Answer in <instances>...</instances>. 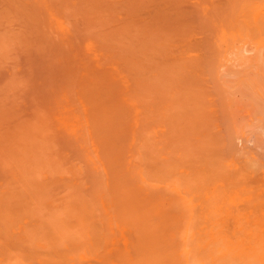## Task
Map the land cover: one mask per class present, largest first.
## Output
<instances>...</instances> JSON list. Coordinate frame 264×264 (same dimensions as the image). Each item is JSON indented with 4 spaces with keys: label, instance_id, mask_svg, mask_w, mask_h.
Masks as SVG:
<instances>
[{
    "label": "bare ground",
    "instance_id": "obj_1",
    "mask_svg": "<svg viewBox=\"0 0 264 264\" xmlns=\"http://www.w3.org/2000/svg\"><path fill=\"white\" fill-rule=\"evenodd\" d=\"M0 5V24L6 20L11 23L15 16L18 22L24 20L17 23L23 26L19 25L18 31L23 32L21 27L32 29V23L37 32L42 30V24L41 27H47L43 34L40 30L43 37L39 33L43 44L49 38L47 31L56 35L55 40L49 39L52 42L47 45L51 48L47 50L46 43H33L35 30L30 33L26 29L24 32L28 30L31 36L23 32L28 37L24 40V35L13 33L15 29L11 28V33L24 37H19L21 44L15 36L16 44L12 39L14 43L6 40L10 28L6 29L7 22H3L6 30L1 28L2 24L0 29L7 35L3 33L5 40L0 37V53L5 51L1 61L5 48L21 47L22 56L33 55L39 61L33 62L30 56L25 57L27 63H37L39 66L34 69L44 70L39 75L43 77L39 80L42 86L56 78L57 88L66 79L73 81L75 88L68 87L73 88L72 92L76 89L73 93L80 102L78 108L72 104L75 108L67 116L69 104L64 100L68 97L61 96L66 91L59 93L64 86L57 93L64 99L61 104L64 102L66 109L57 104L59 97L53 91L56 87L50 84L47 88L51 86V90L40 87V91L43 94L47 90L44 94L51 97L56 93V102L50 104L60 105L55 109L62 107L60 110L67 112L63 119L58 120V113L49 115L53 110L57 112L49 103L43 108H50L49 112L44 111L48 116L42 113L43 106L36 103L43 102L42 96L38 98L40 92L37 100L33 97V103L40 105L39 114L44 117L36 112V104L31 106L32 115L27 114L28 110L24 114L22 108L18 113L16 105L6 111L4 107L0 113V264H264V0H0ZM29 39L33 40L29 43ZM31 43L39 46L32 47ZM30 46L39 57L46 52L44 60L50 54L48 62L42 63L43 59L34 52L29 54ZM52 49L57 53L55 58ZM50 56L55 59H51L52 63ZM46 63L57 64L53 73L56 78L49 77L54 65L50 66L54 70L49 65L46 69ZM34 69L31 67V71ZM49 69L52 72L48 73ZM44 72L48 73L47 79L51 78L47 83ZM32 73L27 74L28 78L37 77ZM25 77L19 78L23 81ZM7 84V89L13 85ZM35 84L23 89L39 90L40 84ZM17 91L15 88V94ZM15 98L18 99L14 96L13 101ZM20 114L30 117L28 122H22L25 117ZM46 116H51L47 123ZM32 117L35 120L31 124ZM52 120L56 121L51 123ZM34 122L36 127L41 126L36 128ZM26 123L29 129L25 128ZM45 123L57 124L55 127L62 132L60 137L67 133L61 139L71 141L70 144L65 140L63 144L71 145L67 147L74 149L69 151L75 153L77 160L79 150L86 149L88 162L84 161L86 154L80 162H86L85 170L90 173L92 169V179L96 175L98 180L95 177L94 183L88 182L87 176V183L80 182L86 174L80 169L72 168L80 172V181L78 173L76 177L75 172H69L71 177L67 174V167L71 169V165L80 162L70 152L71 165L66 164L68 159L64 163L63 158L70 155L66 145L65 156L59 155L64 151L60 152V148L54 154L65 165L53 161V154L47 157V163L55 162L61 170L54 168V163L52 168L44 165L38 169L46 150L55 153L54 143L58 145V131L52 127L56 136L51 131L48 137L44 129L50 127ZM38 133L41 135L37 136ZM28 134L36 135V139L28 138ZM40 136L49 143L48 149L42 143L46 147L43 150ZM29 140L35 146L40 144L43 152L36 154L40 146L35 147ZM38 155L43 158L37 160ZM76 164L74 168H79ZM42 167L48 173L42 172ZM37 169L39 176L34 171ZM62 169L67 170L66 178ZM57 178L68 180L69 183L59 182L64 189L55 188ZM76 180L81 188L85 184L84 191H88L79 189L80 199L96 198V205L94 200L86 204L80 199L82 204H77L80 196L75 192ZM41 181L44 183L39 188ZM49 183L52 185L47 188ZM87 184L96 186L92 189L94 195L89 197L92 190ZM52 187L55 193L50 190ZM67 187L72 194L66 191ZM88 203L93 204L91 209ZM86 208L92 210L86 211L87 215L83 213ZM79 211H83L82 215ZM72 215H76L74 221ZM92 217L97 219H92L93 224L89 223ZM103 223L108 232L98 234L97 229H106L101 227Z\"/></svg>",
    "mask_w": 264,
    "mask_h": 264
},
{
    "label": "rangeland",
    "instance_id": "obj_2",
    "mask_svg": "<svg viewBox=\"0 0 264 264\" xmlns=\"http://www.w3.org/2000/svg\"><path fill=\"white\" fill-rule=\"evenodd\" d=\"M0 6H1V5H0ZM1 8H2V7H1ZM2 9H3V8H2ZM2 9H0V11H2ZM0 14H1V13H0ZM12 16H13V15H12ZM12 16H11V18H12ZM0 17H1V15H0ZM16 17H17V16H15V20H13L14 18L12 19V22H11V19H10V22H11V23H9V21L7 22V20H6V21H3V22H7V23H6L7 25L4 23V24L7 26L6 29L10 28V30L8 29V30L6 31V33H8V32L10 31V32L8 33V37L6 38V40H7V41H11L10 39H12V41H15V43L17 42V40H16L17 37H18V40H19V37H21V36L19 35L20 33H21V35L23 36L24 34L27 35V33L30 32V30H32V29L35 30V26H34V28H33L32 23H31L29 26H31L32 29H29L30 27H29V28H26V29L29 30V31L27 30L28 32L26 31L27 33L24 32L26 29H24V28L22 29L23 26L20 25V24H19V25L22 26V27H21V30H23L24 34H23L22 31H18V30H20V27H19V25H18L17 23H20V21H22V20H20V21L18 22V20H16ZM9 18H10V17H9ZM19 18H20V17H18V19H19ZM1 19H2V18H1ZM1 19H0V20H1ZM3 20H5V19H3ZM25 20H27V19L25 18ZM1 21H2V20H1ZM23 21H24V20H23ZM23 21H22V23H23ZM34 21H35V19H34ZM3 22L1 23L2 25H1V24H0V25H1V28L3 27V29H5ZM13 22L15 23V25H14ZM27 22H28V24H29V22H31V19H30V21L28 20ZM32 22H33V21H32ZM22 23H21V24H22ZM25 23H26V21H25ZM35 23H37V22H35ZM11 24H12V26H9V25H11ZM28 24H25V25L27 26ZM37 24H38V23H37ZM39 24H40V23H39ZM25 25H24V26H25ZM33 25H34V22H33ZM41 25H42V24H40L39 28H42V30L44 29V27H45V29L47 28L46 26L41 27ZM43 25H44V24H43ZM13 26H15V28H13ZM37 26H38V25H37ZM17 27H19V29H18ZM27 27H28V26H27ZM11 28H12V30H13V29L16 30V31L13 30V33H15V32L17 33V32H18L19 34H17V36H16V35H14L13 33H11V31H12ZM6 29H5V30H6ZM36 29H38V28L36 27ZM0 30H1V31H0L1 33H0V34L3 35V33H5V31H3L2 29H0ZM38 30H39V32H38ZM38 30H37V32H36V30H35V33H34V31H32V32H33L32 37H33V39L35 40V41H33V43L37 42V43H39V45H40L41 40H40L39 37L42 36V34H43L44 32H43L41 29H38ZM40 30H41L42 34H41ZM32 32H30V33H32ZM49 32L52 33V31H50V30L47 31V35L49 36L48 41H50V40H52V39L55 40V39H56V38H55V37H56L55 33L53 32L52 34H50ZM6 33H5V35H7ZM30 33H28V35H29ZM39 33H40L41 35H40ZM45 33H46V32H45ZM12 34H13L14 36H13ZM34 34H35V35H34ZM37 34H38V36H37ZM2 35H1L0 37H3V39H4L6 36H4V35L2 36ZM9 35H10V36H9ZM11 35H12V36H11ZM39 35H40V36H39ZM15 36H16V37H15ZM30 36H31V35H29V37H30ZM34 36H36V37H38V38L36 39V37H34ZM48 36H47V37H48ZM51 36H52V37H51ZM54 36H55V37H54ZM14 37H15L16 39H14ZM24 37H25V35H24ZM24 37H21V38H24ZM32 37H31V38H32ZM42 37H43V36H42ZM47 37H46V34H45V37H44V38H47ZM26 38H28V37L26 36V37L24 38V40H25ZM44 38H43V41H42V42H45V41H46V40L44 41ZM8 39H9V40H8ZM13 39H14V40H13ZM33 39H29V40H28L29 43H30V40L32 41ZM38 39H39V41H38ZM49 39H50V40H49ZM4 40H5V39H4ZM4 40H3V42H5ZM26 40H27V39H26ZM7 41H6V42H7ZM12 41H11V42H12ZM22 41H23V40H22ZM48 41L45 42L46 44L44 43L46 46H45L43 43H41V44L44 45L45 48H47V50H48V48H49V46L47 45V44H49ZM1 42H2V41H1ZM11 42H9V43H11ZM19 42L21 43L20 40H19ZM51 42H52V41H50V43H51ZM56 42H57V41H56ZM56 42H55V44H56ZM12 43H14V42H12ZM17 43H18V42H17ZM17 43H16V44H17ZM22 43H23V42H22ZM22 43H21V44H22ZM25 43H26V41H25ZM25 43H24V44H25ZM29 43H28V45H30ZM33 43H31V44L33 45L32 47L39 46L37 43H36L37 45H35V44H33ZM2 44H5V43H2ZM16 44H14V45H16ZM24 44H23V45H24ZM55 44H54V45H55ZM0 45H1V44H0ZM9 45H10V44H9ZM9 45H8V46H9ZM25 45L27 46V43H26ZM43 45H42V46H43ZM49 45H50V44H49ZM51 45H52V44H51ZM3 46H4V45H3ZM6 46H7V45H6ZM8 46H7V48H8ZM11 46H12V45H10V47H9L10 49H11ZM19 46H20V44H19ZM40 46H41V45H40ZM47 46H48V47H47ZM12 47H13V49H12L13 52H12L11 54H10L11 51L9 50V48H8V49L5 48V50H6V54H5V55H6L7 57H5V55H4V60L6 59V60H7L6 62H5L4 60L1 61V59H2L1 57H3V56L1 55V53H2V52H5V51L3 50V51L0 53V55H1V56H0V58H1L0 61L5 63V64H4V63L2 64V63L0 62V63L2 64V65L0 64V67L2 66L3 69H4V70H3L2 67L0 68V83H1V84H0V86H1L0 88H2V89H0V91H1V92H0V97L2 96L1 98H3V96H4L5 99H6V101H7V102H6L5 99H2V100H1V98H0V113L2 112V110H3L4 107H5V110H4V111H6V109H8V107H10L11 105H13V106L10 108V110L16 105V107L19 109V110H18V113H20V112H19V111L21 110L20 108H22V110H24V114L27 113V112H26L27 110H28V113H27V114L34 113L33 110L35 109V107H33V110H32L33 112H31V110H30V109H32L31 106H32V105L35 106L34 104H36V103L38 104V102H39V104H40L41 106H43V107H41V109H42V111H43V108H45L44 106L47 105L48 103L50 104L51 102H52V104H53V101H54V102L57 101V102H58L57 104L62 105V104H61V101L64 100V99L62 100V98H60L62 95H66V97H68L67 99L64 100V102L67 101L66 104H69V105H66V107L68 106V108H69V107H70V103H71L70 110H69L68 108H67V109H68V110H67L66 107H65V103L62 102V103L64 104V105H62L63 108H65V109H66L65 111L68 112V113L66 112V113H67V116H68V114H69V115L71 114V113H69V111L74 110L75 107H76V108L79 107V106L77 105V103H79V105H80V102L77 101L78 98H77V96H75L76 93H75V94L73 93V92H76V89H75V91L72 92L73 88H75V86H74V87L72 86V85H74V84H73V83H74L73 81H70V82H69L67 79H66L67 81L64 79L67 83H65V81H63L64 83L62 82V84H61V82L59 81L60 84L58 83V85H61V86H58L59 88H57V83L55 84V82H57V80H56L57 78H56V75L53 74V73H55V71H56V68H55V67H56L57 64L55 65V63H54V64H50V65H49V63H48V64L46 63V67H45L46 69H47V66H48V65H49L48 68H50L51 70H54V69H55L53 72L50 71V69L48 70V73H49V72H52V73H49V74L51 75V76H49V77L53 78V76L55 75L54 78H56V79H53L52 82H51V80L49 81L50 83L48 82V80L51 79V78H48V79L46 78V76L48 75V73H45L46 71H45L44 73H42L43 76L46 74V75L44 76V78H46L47 81H46L45 79H43V80L46 81L45 83L48 82V83H47V86H49L50 84H52V87H56V89L54 88L55 90H53V91H56V93L58 92L57 90H59L60 88H62V86H64L63 89H60V90H59V93L61 94V92L66 91V94H65V93L63 94V93H62L61 96H60V94L57 93L56 98H57V97H59V98H57V100H56V98H54V97H55V94H56L55 92H54V93H55L54 95L52 94L54 97H53V96L51 97V96H50L51 94H50V95L48 94L49 97H48L46 94H44L45 91H47V90H44V89H48V88H49V89L51 90L52 87L50 86L51 88H50V87L47 88V86H42V85H43L42 80L39 81L40 78H43L42 76L39 77V75H40L41 71H42V72L44 71V70H40V69L37 68V67L39 66V65H37V63H38L39 61H37L35 58H33V57H34L33 55H29V56L26 57V55H28V54H25V57H26L27 59H28V57L30 58V56H31V57L33 56V57H32L33 60H32V58H31V60H32L33 62H35V60L37 61V63H34L35 65H37V67H36L37 70H35V69H34V68H35V65L33 66L32 61H31V62L29 61L30 64L32 63V65H30L29 63H27V62H28L27 59H26L24 56H22V53L20 52V50L22 51V48H21V47H20L21 49H20L19 47L14 48L15 46H12ZM22 47H23V46H22ZM27 47H28V46H27ZM2 48H4V47H2ZM17 48H19V50H18ZM25 48H26V47H25ZM25 48L23 49L24 52H25V50L27 49V48H26V49H25ZM35 48H36V47H35ZM50 48H51V47H50ZM50 48H49V49H50ZM52 48H54L53 45H52ZM43 49H44V48H43ZM54 49H55V48H54ZM54 49H52L51 51H52V53H53L52 56L55 58V56L57 55V53L54 52ZM1 50H2V49L0 48V51H1ZM15 50H16V51H15ZM17 50H18L19 52H18ZM31 50H32V49H31V46H30L29 54H30L31 52H34V49H33L32 51H31ZM39 50H40V49H39ZM9 51H10V52H9ZM41 51H44V50H40L39 52H41ZM45 51H46V50H45ZM22 52H23V51H22ZM26 52H28V50H27ZM35 52H36V51H35ZM35 52H34V53H35ZM39 52H38V53H39ZM48 52H49V51H48ZM20 53H21V54H20ZM34 53H32V54H34ZM36 53H37V52H36ZM36 53H35L34 55H35V56L38 55V57H39V54H36ZM43 53H46V52H43ZM43 53L40 54L41 57H39V59H43L42 63H44V62H46V61L48 62V60H47V56H49L50 54L47 55V56L45 57V60H46V61H45V60H44V56H45L46 54L44 55ZM49 53H50V52H49ZM54 53L56 54L55 56H54ZM3 54H4V53H3ZM9 54L11 55L10 58H9ZM12 54H14L13 57H12ZM18 54H19V55H18ZM23 54H24V53H23ZM43 55H44V56H43ZM42 56H43V57H42ZM52 56H50L51 58H49V60L54 59V58H52ZM17 57H18V58H17ZM38 57H36V58L38 59ZM23 58H25L26 61H24ZM10 59H11V60H10ZM8 60H10V61H12V62H9ZM18 60H19V61H18ZM29 60H30V59H29ZM54 60H55V59H54ZM23 61H24V62H23ZM40 61H41V60H40ZM56 61H57V59H56ZM56 61H54V62H56ZM7 62H8V63H7ZM22 62H23V63H22ZM6 63H7V64H6ZM17 63H18V64H17ZM40 63H41V62H40ZM51 63H52V60H51ZM8 64H9V65H8ZM10 64H11V65H10ZM21 64H22V65H21ZM25 64H26V65H25ZM3 65L6 66V67H8V68L4 67ZM12 65H13V67H12ZM29 65H30V66H29ZM40 65H41V64H40ZM51 65H54V69H53V67H52V68L50 67ZM23 66H24V67H23ZM28 66L30 67V69L28 68ZM42 66L44 67V64H43ZM59 66H60V65H59ZM61 66H62V68H63V65H61ZM61 66H60V68H61ZM64 66H65V65H64ZM31 67H33V69L35 70V72H34V70L31 71ZM57 67H58V66H57ZM23 68H24L25 70H24ZM26 68H27V69H26ZM41 68H42V67H41ZM60 68H57V69L61 71ZM6 69H7V70H6ZM13 69H14V70H13ZM15 69H16V70H15ZM18 69H19V71H17ZM43 69H44V68H43ZM46 69H45V70H46ZM38 70H40V71H39V74H38ZM1 71H2V72H1ZM4 71H5V72L7 71L8 74L5 73ZM14 71H15V72H18V73H14L15 75H13L11 72H14ZM21 71H24V72H23V75H22ZM26 71H27V72H26ZM60 71H59V72H60ZM62 71H63V70H62ZM3 72H4V73H3ZM30 72H31V73L34 72V73H35V76H37V77H35L34 79H32V78L34 77V75H32V78H31V77H30V76H31V73H30ZM57 72H58V71H57ZM57 72H56V74H59V73H57ZM24 73H25V75H24ZM29 73H30V74H29ZM34 73H32V74H34ZM60 73H61V72H60ZM16 74H17V75H16ZM19 74H21V75H19ZM27 74L30 75V76H29L30 78H28ZM36 74H38V75H36ZM42 74H41V75H42ZM8 75H9V76H8ZM11 75H13V78H11ZM15 76H16V78H15ZM18 76H19L20 78H21V77L24 78V77L26 76L25 79L27 78V81L24 82L25 79H23V81L20 80V78H19ZM7 77H8V79L10 78L9 81H8ZM38 77H39V78H38ZM57 77H58V75H57ZM22 78H21V79H22ZM12 79H13V80H12ZM16 79H17V80H20V84H21V85H20L19 83H17V80H16ZM36 79H37V80H36ZM2 80H3V81H2ZM4 80H6V81H4ZM14 80H16L15 83L18 84V85H15ZM28 80H30L32 83L30 82V84H29ZM69 80H70V79H69ZM21 81H22V82H21ZM36 81L38 82V83H36V84H38V85H39V84H40V85L42 84V85H41V86L39 85V87L37 88V89H39V90L33 89V91H34V95L31 96V92L33 93V91L28 92V91H29V88L26 87L25 90H24L23 88H25V86H29V87H30V85L33 84V82H34V84H35ZM61 81H62V80H61ZM12 82H13V83H12ZM26 82H28V84H27ZM41 82H42V83H41ZM71 82H72V83H71ZM2 83H3V84H2ZM5 83H6V85H8L7 83H11V85L13 84V85H14V89L11 88L13 85L11 86L10 84H9V85L11 86V87H9L10 89H7L8 86H7V87H4V86H6ZM23 83H24L25 85H24ZM45 83H44V84H45ZM69 83H71V84H69ZM22 84H23L24 87L22 86ZM36 84H35V86H37ZM67 84H69V85H67ZM19 85H20L21 87H20ZM54 85H56V86H54ZM18 86H19L20 88H19ZM32 86H33V85H32ZM68 86H72V87H73V88L71 87L72 90H71ZM3 87H4V88H3ZM40 87H43V88H44V89H42V90H44V93H43V94H42V92L40 91ZM5 88H6V89H5ZM15 88H16V91H17V90L19 91V93H18V91L16 92L17 95H16L15 92H14V91H15ZM17 88H18V89H17ZM21 88H22L23 90H22ZM30 88H31V87H30ZM32 88H33V87H32ZM34 88H35V87H34ZM67 88H68V89H67ZM3 89H4V90H3ZM12 89L14 90L13 93H12ZM19 89H20V90H19ZM27 89H28V90H27ZM49 89H48V90H49ZM2 90L5 91V93H4ZM6 90H7V91H6ZM9 90H10V91H9ZM35 90H36L37 92H36ZM68 90H69V91H68ZM20 91H21V92H20ZM10 92H11V95H12V96L10 95ZM38 92H40V96H39V93H38ZM49 92H50V91H49ZM70 92L73 93L72 98H70V97H71ZM2 93H4V94H2ZM7 93H8V94H7ZM27 93H30V94H27ZM36 93H38V94H36ZM72 93H71V94H72ZM1 94H2V95H1ZM58 94H59V96H58ZM7 95H10V97L7 96ZM36 95H37V97L39 96L38 98H40V97L42 96L41 98H43V102H44V100H45V102H47V103H46V104H45V103L43 104V102H40L41 100H38L37 102L35 101L36 103H33V101H34V100H33V97L35 96V99H36V98H37ZM43 95H44V96H43ZM14 96H15V97H18V99L15 98L16 101H13V100H14ZM23 96H24L25 98H26V97H27V98L25 99ZM45 96H46V97H45ZM74 96H75V97H74ZM6 97H7L8 99H7ZM11 97H12V98H11ZM44 97H45V99H44ZM47 97H48L50 100H52V101H49V99H48ZM62 97H63V98H66L65 96H62ZM28 98H29V99H28ZM51 98H54V99H51ZM9 99H12L13 103H12L11 100L9 101ZM19 99H22L23 101L20 100V102H19V104H18V103H16V102H18ZM58 99H59L60 103H59ZM60 99H61V100H60ZM73 99H75L76 102H75V100H73ZM17 100H18V101H17ZM27 100H28V101H27ZM29 100H30V101H29ZM36 100H37V99H36ZM55 100H56V101H55ZM71 100H73V102H72ZM70 101H71V102H70ZM3 102H4V103H3ZM5 102H6V104H5ZM2 103H3V105H2ZM8 103H10V104H8ZM14 103H16V104H14ZM25 103H27V104H25ZM17 104H18L19 107L17 106ZM28 104H29V105H28ZM37 104H36V107L38 106ZM54 104L56 105V103H54ZM72 104H73V105H76V106L74 107ZM40 105H39L38 108H37L38 111H36L38 114H39V108H40ZM60 105H56V106H57V107L55 106L56 109H57ZM29 106H30V107H29ZM50 106H51V104L49 105V107H50ZM16 107H14V108H16ZM46 107H47V106H46ZM55 107H54V105H53V107L51 106V109H52V108L55 109ZM72 107H74V108H72ZM60 108H62V107H60ZM60 108H59V110H58L59 112L62 111V110H60ZM41 109H40V112H41ZM47 109H48V107H47ZM49 109H50V108H49ZM49 109L46 110V111L49 112V111H50ZM56 109H55V111H57ZM8 110H9V109H8ZM16 110H17V109H15L14 111H16ZM25 110H26V111H25ZM63 110H64V109H63ZM14 111H13V112H14ZM44 111H45V110H44ZM44 111L42 112L43 114H45ZM46 111H45V112H46ZM53 111H54V110H53ZM53 111H52V113L49 112V115L51 114V116H52V114H56V113H58V115H57V116H58V117H57L58 120H60V118H62V117L64 118V117L66 116V115H65L66 113H64L65 111H62L63 114H64V116H62L63 114H62V115L59 114L58 111H57V112H54V113H53ZM8 112H9V111H8ZM22 112H23V111H22ZM22 112H21V113H22ZM62 112H61V113H62ZM14 113H15V112H14ZM18 113H17V114H18ZM42 113H41V115H40V114H39V115H40V116H43ZM27 114H26V115H27ZM35 114H36V113H35ZM47 114H48V113H46L45 115H47ZM13 115H14V114H13ZM20 115H22V117H23V116L25 117V115H23V114H20ZM30 115H32V114H30ZM33 115H34V114H33ZM7 116H8V115H7ZM14 116H16V115H14ZM14 116H13V117H14ZM40 116H39V117H40ZM47 116H48V115H47ZM47 116H46L44 119L48 118ZM51 116H49L50 119H51ZM60 116H61V117H60ZM9 117H10V115H9ZM17 117H20L19 114L16 116V118H17ZM22 117H21V118H22ZM33 117H35V115H34ZM33 117H32V120L30 119V120H31V124H32V121H34V120L36 119V117H35V119L33 120ZM43 117H44V116H43ZM53 117H54V115H53ZM29 118H30V117H29ZM29 118H27V117H25V119L22 118V122H23V121L26 122ZM49 118L46 119V121H45V120H44V121L47 123V120L50 121ZM63 118H62V119H63ZM17 119H18V118H17ZM17 119H14V118H13V120H16V121H17ZM39 119H40V118H39ZM41 119H42V117H41ZM41 119H40V120H41ZM52 119H53V118H52ZM11 120H12V117H11ZM20 120H21V119H20ZM20 120H19V121H20ZM52 121H53V120H52ZM52 121H51V123H54V121H56V120H54L53 122H52ZM10 122H11V124H12V123H14L15 121H13V122L10 121ZM27 122H28V121H27ZM38 122H39V121H38ZM41 122H42V121H41ZM57 122H58V121H57ZM57 122H56V123H57ZM29 123H30V122H29ZM29 123H28V124H29ZM46 123H45V124H46ZM51 123H49V124H51ZM15 124H16V122H15ZM34 124H35V122L33 123V126L36 127V125H34ZM49 124H48V125H49ZM57 124H58V123H57ZM57 124H55V125H57ZM37 125H39V124L37 123ZM46 125H47V124H46ZM48 125H47V128L50 127V130H49V129H44V128H45L44 126H43L42 129L47 130L48 133H49V132L51 133V131L53 130V128L55 127V125H54V126H53V125L48 126ZM59 125H61V121H60ZM24 126H25V124H24ZM40 126H41V125H39V126H37V127H40ZM10 127H11V126H10ZM27 127H28V126H27V123H26V127H25V128H27ZM37 127H36V128H37ZM52 127H53V128H52ZM11 128H12V127H11ZM36 128H35V129H36ZM51 128H52V129H51ZM55 128H56L57 131L59 130V129H57V128H59L58 126L55 127ZM28 129H29V127H28ZM31 130H33V127H32ZM38 130H39V128H38ZM38 130H36V131H38ZM48 130H49V131H48ZM54 130H55V129H54ZM56 130H55V132L57 133ZM28 131L30 132V130H28ZM60 131H61V130H60ZM60 131H58L57 136H56V134L52 131L53 134H54V136H53V135H52V136H53V137L56 136L55 139H56V141H58V145H57V142L54 143L55 140H54V142H52L53 140L51 141L52 143H54L55 146H57V147H53V148H55V151H54L55 153H53V151L51 152V150H46L47 152L45 151V152H46V154H44L45 156L42 155V154H43L42 152H43L44 149H46V147H47V149H48V145H49V143H48V142H45L46 140L42 139V137L46 136V135H47V132L44 131V132H46V134L44 135V132H43L42 137L40 136L41 138H40V137H37V138H40V140H38V141H40L41 144L44 143V144L46 145V147H44L45 145L42 144V146L44 147L43 150L41 149V145H40V144H39V145H36L37 147L40 146V149H39V150H36V149L34 148L35 143L32 142L33 140H32V141L29 140V142H31V144L34 143V144H33L34 146H33V145H31V146H32V149H35V150L37 151L36 154H38V151H42V152H40V153H42L41 155L44 157V160H43V163H44V164L39 162V163H40V166H38L39 164H37L38 169L41 168V166H44V165H45L44 167H46V165H47L49 168H52V166L55 165L54 168L57 167V170H58V171L61 170V168H59V167H60L59 165H60V164L62 165L63 163H59V160L61 161L62 158L60 159V158L58 157V155H56V156L59 158V160H58V158H56V157L54 156V154H56V151H57V154L59 153V148H60V152H61V149L64 150L65 147L68 149L67 146H69V147L71 148V145H66L67 143H70V144H71V141H68V140L65 139L67 143H66V144H63V143H65V142H64L65 140L62 141V139H63L64 135L67 134V133L63 134V136L60 137V135H61L60 133H62V132H60ZM31 132H32V131H31ZM31 132H30V133H31ZM34 132H35V131H34ZM59 132H60V133H59ZM64 132H65V131H64ZM64 132H63V133H64ZM27 133H28V132H27ZM41 133H42V131H41ZM50 133H49L48 137L51 136L52 133H51V134H50ZM32 134L34 135V133H32ZM59 134H60V135H59ZM28 135L30 136V134H28ZM33 135H31V136H33ZM38 135H41V134L38 133L37 136H38ZM43 135H44V136H43ZM31 136L28 137V138H31ZM67 136H68V135H67ZM46 137H47V136H46ZM65 137H66V135H65ZM68 137H69V136H68ZM68 137H67V139H68ZM33 138H34V140H35V139H36V135L33 136ZM61 138H62V139H61ZM31 139H32V138H31ZM41 139H42V141H41ZM45 139H46V138H45ZM47 139H48V138H47ZM51 139H52V138H51ZM57 139H58V140H57ZM70 139H71V138H70ZM43 140H44V141H43ZM36 142H37V141H36ZM73 142L75 143V141H73ZM74 143H73L72 146L76 147V146H75L76 144H74ZM37 144H38V143H37ZM54 145H53V146H54ZM65 145H66V146H65ZM36 146H35V147H36ZM58 146H60V147H58ZM64 146H65V147H64ZM49 147H50V146H49ZM51 147H52V146H51ZM53 148H51V149L54 150ZM72 148H73V147H72ZM37 149H38V148H37ZM67 149H65L66 152H65V150H64V151L61 152L59 155L61 156V154H62L63 156H65V154H66L69 150H72V149H68V151H67ZM73 150H74V149H73ZM73 150H72V151H73ZM76 150H78V147H77V149H75V151H76ZM72 151H69V154H70V155H69L68 157L66 156L67 158H66V157L63 158V159H64V163H65V160L68 159V160H67L68 163H67V161H66V164H70V165H71L70 156H72V155H71L70 152H72ZM83 151H84L85 153H84ZM34 152H35V151H34ZM45 152H44V153H45ZM50 152H51V154H50ZM64 152H65V154H64ZM77 152H78V151H77ZM77 152H76V153H77ZM79 152L81 153V154H80V157H78L79 162H80V158H81V156H83V154H86V155H85L86 157L84 156V159L86 158L84 161H87V152H86V149H85V148H82L81 151L79 150ZM40 153H39V154H40ZM47 153H48V154H47ZM72 153H74V152H72ZM52 154H53V155H52ZM41 155H38L37 160H38V158H39ZM48 155H49V157H51V155H52L51 158L53 159V161H54V159H56V160L58 161L59 165L56 166V163L53 162V163H54V164H53L52 161H51V163H47V162H49V160H47ZM67 155H68V154H67ZM74 155H75V153L73 154V156H74ZM76 155H79V154L77 153ZM42 156H41V158H39V160H41V159L43 158ZM53 156H54V157H53ZM73 156H72V157H73ZM61 157H62V156H61ZM74 157H75V156H74ZM51 158H50V159H51ZM52 159H51V160H52ZM75 159L77 160V156L75 157ZM69 160H70V162H69ZM72 160H74V159H72ZM76 160H75V161H76ZM78 160H77V163H78ZM81 160H82V158H81ZM75 161H74V162H75ZM41 162H42V161H41ZM87 162H88V161H87ZM37 163H38V162H37ZM81 163H83V162L81 161L80 164H81ZM42 164H43V165H42ZM49 164H50V165L53 164V165L50 166ZM75 164H76V162H75ZM75 164L71 165V169H72V168H73V169H78V170L80 169L79 171L83 170L82 172L88 174V175L85 174V177H83L84 180H82V176L79 174L80 172H78V170H73V169H72V171H69V170H71L70 167H69V168L67 167L68 172H67L66 169H65L64 171H63V169H62V171H63V173H62V171H61L62 175H64V173H66V172H67V174L69 175V172H70V173H72L73 175L76 173V174H75V177H76V175H77V173H78L77 177L81 176V178H78V181H80V179H81L82 181H80V182H83V183H87L86 181H87L88 179H86V178H88V177H89L88 182H91V183H94V182H92V181H93V179H94L95 177H96V179L98 180V176H96V175H94V178L92 179L93 176L91 177V174H90L91 172H93L92 169H91V172H90V173H88V172L90 171L89 169H87L88 172H87V170H85V167H87V166H86V162L84 163L85 165L83 164L85 167H84L82 164H81V166H80V164L78 163V164H79V168H78V167H77V168H74ZM78 164H76V165L78 166ZM63 165H65V164H63ZM66 166H67V165H66ZM68 166H69V165H68ZM72 166H73V167H72ZM90 166H91V165H90ZM44 167H42V170H44V171L41 170L42 172H46V168H44ZM81 167H82V169H81ZM49 168H48V169H49ZM58 168H59V169H58ZM63 168H65V166H64ZM89 168H90V167H89ZM38 169H37V170H34V171H35V174H37L36 176H39V175H40L39 173H37V172H38ZM39 170H40V169H39ZM52 170H53V169H52ZM52 170H50V172H51ZM54 170H55V169H54ZM41 171H40V172H41ZM48 171H49V170H48ZM65 171H66V172H65ZM53 172H54L55 175L58 174V172H56V173H55V171H53ZM53 172H52V173H53ZM74 172H75V173H74ZM82 172H81V173H82ZM46 173H48V172H46ZM52 173H51V174H52ZM84 173H83V174H84ZM54 174H53V175H54ZM59 174H60V172H59ZM59 174H58V176L61 177L62 175H59ZM72 174H71V175H72ZM41 175H42V173H41ZM49 175H50V174H49ZM69 176H70V175H69ZM69 176H68V177H69ZM83 176H84V175H83ZM87 176H88V177H87ZM63 177L66 178L65 175H64ZM68 177H67V178H68ZM70 177H71V176H70ZM51 178L54 179L52 175H51ZM73 178H74V177H73ZM55 179H56V178H55ZM58 179H59V178H57V182H58V183H56V184H58V186L55 184V185H56L55 188H56V187L59 188V186H60V188L64 189V187H61V185H59V182L62 180V178H60V179H61L60 181H58ZM63 179H64V178H63ZM64 180H65V179H64ZM64 180H62V181H64ZM71 180H72V178H70V181H71ZM97 180H96V181H97ZM49 181L51 182V180H49ZM65 181H66V180H65ZM65 181H64V182H65ZM78 181L76 180V182H78ZM52 182H53V181H52ZM54 182H56V180H55ZM66 182H68V180H67ZM80 182H78L79 184L77 183L78 191H76V190L74 189L75 192H78L77 195L79 194V192H81V191H79V189L82 190V188H83L84 185H85V184H84V185L81 184V185L83 186V187L81 188V187L79 186V185H80ZM42 183H44V181H41V182H40V185L38 186L39 188H40L41 186H43ZM68 183H69V182H68ZM45 184L47 185V183H45ZM75 184H76V183H75ZM89 184H90V183H89ZM89 184H87L88 187H90ZM49 185H50V183H49ZM51 185H52V184H51ZM51 185L48 186L47 188L51 187ZM63 185H65V187H66V184H63ZM70 185H72V184H70ZM70 185L68 184V187H69ZM92 185H93V184H92ZM93 186H95V184H94ZM44 187H45V185H44ZM53 187H54V186H53ZM53 187H52V189H50V190L53 191ZM68 187L65 188L66 191L69 190ZM70 187L73 188L74 186H70ZM75 187H76V185H75ZM75 187H74V188H75ZM77 187H76V188H77ZM79 187H80V188H79ZM88 187H87V188H88ZM95 187H96V186H95ZM95 187H90L89 189L92 190V189H95ZM57 188H56V189H57ZM71 188H70V189H71ZM84 188H85V187H84ZM84 188H83V191L85 190ZM41 189H44V188H41ZM45 189H46V187H45ZM62 189H61L60 191H62V192L64 191V193H65L66 191H65V190H62ZM50 190H48V192H49ZM54 190H55V189H54ZM57 190H59V189H57ZM57 190H56V191H57ZM44 191H45V190H44ZM52 191H51V193H52ZM70 191H71V190H69L68 192H70ZM83 191H82V194H83L84 192H86V191H84V192H83ZM53 192H54V191H53ZM72 192H73V191H72ZM87 192H88V191H87ZM87 192H86V193H87ZM90 192H91V193H92V192L94 193V190H92V191L89 190V193H90ZM54 193H55V192H54ZM56 193H57V192H56ZM59 193H60V192H59ZM70 193H71V192H70ZM91 193H90V194H91ZM93 193H92L91 195L88 194V197L94 195ZM71 194H72V193H71ZM73 194H75V193H73ZM82 194H81V195H82ZM77 195H75V198H77ZM84 195L86 196L85 193H84ZM72 196H73V195H72ZM78 196H80V195H78ZM83 197H84V196L82 195V198H83ZM93 197H94V196H93ZM80 198H81V196L78 197V203H77V204H79V201H80V200H81L82 202H83V201H86V200H85L86 197L84 198V200H82V199H80ZM79 199H80V200H79ZM89 199H92V197H90ZM89 199H88V201H86V204H87V202H93V200L96 201V198H95V199L93 198L91 201H89ZM75 200L77 201V199H75ZM81 201H80V203H81ZM96 203H98V202L96 201V202H95V205H96ZM81 204H82V203H81ZM81 204H80V205H81ZM84 204H85V203H84ZM90 204H91V203H88V206H89ZM97 205H98V204H97ZM82 206H84V205H82ZM90 206H91V205H90ZM76 207L78 208V206H76ZM76 207H75V208H76ZM86 207H87V205H86ZM92 207H93V204H92V206L90 207V209H91ZM98 207H100V208H98V210H100V209H101V206L99 205ZM79 208H80V207H79ZM79 208H78V209H79ZM81 208H82V207H81ZM83 208L85 209V207H83ZM88 208H89V207H88ZM73 209H74V208H73ZM78 209H77V211H78ZM84 209H83V211H84ZM90 209H89L88 211H92V210H90ZM93 209H95V206H94ZM80 210H82V209H80ZM96 210H97V209H96ZM96 210H95V211H96ZM83 211H82V212H83ZM86 211H87V208H86L85 212H83V213H86ZM88 211H87V213H88ZM95 211H94V212H95ZM100 211H101V210H100ZM100 211H99V212H100ZM74 212H76V209H75V211H73V213H74ZM79 212H80V211H79ZM82 212H80L81 215H82ZM94 212H93V213H94ZM96 212H97V211H96ZM87 213H86L85 215H87ZM91 213H92V212H91ZM93 213L90 214V215L93 216ZM100 213L102 214L103 212H100ZM77 214H78V216H81V215H79V213H77ZM98 215H99V213H98ZM102 215H104V214H102ZM72 216H73V215H72ZM74 216H76V215H74ZM74 216L72 217L71 220H73V218H74V220H75L76 217H74ZM96 216H97V214H96ZM100 216H101V215H99V218L102 219L103 216H102V217H100ZM97 217H98V216H97ZM95 218H96V217H95ZM89 219H91V221H89V223H90V222L92 223L93 220H97V219H94L93 217H92V218H89ZM92 219H93V220H92ZM101 219H100V220H101ZM74 220H73V221H74ZM98 220H99V219H98ZM72 223H73V222H72ZM75 223H76V222H75ZM98 223H99V222H97V224H98ZM105 223H106V222H105ZM105 223H103L104 225L101 224V227H102V226L104 227V226H105ZM92 224H93V223H92ZM98 225L100 226V224H98ZM106 226H107V225H106ZM106 226H105V228H106ZM97 227H98V226H97ZM97 227H95V228H97ZM101 227H100V230H102ZM97 230H98V231H96V232H98V234H103V233H107V232H108V229H107V228H106L105 230H103L102 232H100L99 229H97ZM97 241H98V239H97ZM100 241H101V240H100ZM100 241H99V242H100ZM92 242H96V241H92ZM97 243H98V242H96V244H97ZM100 244H101V242H100L98 245H100ZM98 245H97V246H98ZM102 245H103V242H102ZM104 245H105V243H104ZM93 246H94V245H93ZM95 247H96V245H95ZM100 247H101V245L99 246V248H100ZM95 249H98V248L96 247ZM102 250L106 251V249H104V247H103ZM100 251H101V250H100ZM104 251H103V252L101 251L100 253H104Z\"/></svg>",
    "mask_w": 264,
    "mask_h": 264
}]
</instances>
